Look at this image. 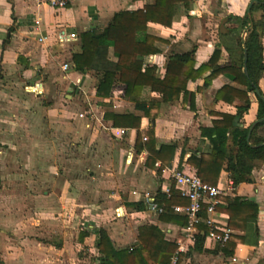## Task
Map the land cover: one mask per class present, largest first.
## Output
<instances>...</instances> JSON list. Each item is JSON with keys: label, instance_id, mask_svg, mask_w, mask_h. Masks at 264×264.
Returning a JSON list of instances; mask_svg holds the SVG:
<instances>
[{"label": "crops", "instance_id": "obj_1", "mask_svg": "<svg viewBox=\"0 0 264 264\" xmlns=\"http://www.w3.org/2000/svg\"><path fill=\"white\" fill-rule=\"evenodd\" d=\"M154 2L73 0L64 9H53L45 0H0V264H100L95 247L99 228L108 231L118 248L135 245L138 228L145 224L158 226L166 240L177 245L185 240L186 227L161 222L151 199L171 189L170 170L197 174L188 163L191 155L210 154L213 149L202 130L211 128L220 114L236 115L246 106L239 98L231 104L216 100L224 86L247 90L237 83L235 73L221 72L209 86L205 78L237 59V51L230 55L225 49L233 45L230 22L224 38L219 36L220 27L231 15H246L251 0H195L188 13L180 8L170 28L148 25L149 33L161 39L156 43L161 52L146 60L158 79L165 77L170 56L192 52L199 68L208 64L218 46L221 49L217 66L188 84L193 103L182 94L177 102L164 104L161 95L142 92L143 103L159 105L152 123L126 98L123 84L114 85L109 97L96 96V76L76 72L72 56L81 51L82 33L102 30L119 21L121 12L143 10ZM63 32L65 37L75 33L78 39L62 41ZM41 37L46 40L40 42ZM64 64L70 66L67 72ZM259 89L264 95V73ZM46 96L52 97L47 104L39 101ZM258 96L257 91L248 93L250 108L240 127L251 128L259 121ZM110 113L134 114L141 127H114L105 119ZM149 128L156 150L177 145L168 165L148 162L152 156L142 137ZM122 129L126 133L117 135ZM229 150L231 155L236 152L231 140ZM217 187L222 194L212 218L219 228H226L229 221L227 214L217 211L228 207L223 198L254 201L258 217L248 219L244 231L230 230L243 239L233 256L215 253L218 243L205 238L203 252L188 242L179 264H264V162H256L251 183L237 188L224 168ZM139 202L148 210L130 207ZM84 231L89 236L80 241Z\"/></svg>", "mask_w": 264, "mask_h": 264}, {"label": "trees", "instance_id": "obj_2", "mask_svg": "<svg viewBox=\"0 0 264 264\" xmlns=\"http://www.w3.org/2000/svg\"><path fill=\"white\" fill-rule=\"evenodd\" d=\"M195 0H155L153 4L145 6L139 11H123L119 21L108 24L102 30H91L79 36V53L72 56L73 68L80 74L93 73L97 78L96 96L109 97L112 88L116 84L126 86V98L135 102L136 110L144 112L145 116L154 123L158 115V104L155 102L143 103L142 92L157 93L161 95L164 104L175 103L183 97H191L193 103L195 96L188 91V84L202 77L212 67L217 66L221 57L220 46L216 48L208 64L196 68V61L192 52L176 54L168 58L166 75L163 79L153 76L154 67L147 64L149 56L156 55L161 50L156 46L161 39L149 33L150 23L159 24L170 28L174 18L178 15L181 7L188 13L191 3ZM261 13L255 18V14ZM252 17L248 14L243 17L229 16V22L236 24L231 34L239 33L233 41L234 48L226 45L225 49L230 52H238V57L233 56L229 68H219L211 72L205 78V85L209 86L221 72L235 73V80L240 85L247 87L246 91L231 86H224L217 95L216 100L228 104L236 99H242L246 106L238 108L236 115L220 114V120L213 122L211 128H204L202 134L209 137L213 145L210 154H192L188 160L189 165L194 167L197 175L210 185H218L221 171L229 173L233 182V188L242 183L252 182V172L256 162H264V95L258 96L259 111L258 120L249 138L250 128L240 127V121L250 108L248 93L259 91V81L264 73V0H258L252 7ZM253 25L250 28V25ZM249 28V29H248ZM248 29L245 42L241 35ZM220 38L227 35L219 33ZM248 51V75L243 72L244 47ZM106 120H111L114 127L127 129H140L141 119L134 114L110 113L105 115ZM239 120V122H237ZM146 149L152 158L148 160L152 166L157 160L168 165L173 159L177 145H162L159 150L155 149V137L153 129L146 132ZM232 141L236 152L234 155L229 150V141ZM235 159V165L230 162ZM227 163V165H225ZM164 167V166H163ZM163 167L159 170L163 169ZM228 207L217 209L229 216L225 229L244 231L248 219L257 218L258 205L246 198L234 197L223 198ZM156 202L162 209L160 221L172 223L181 228L188 226V217L175 212V206H187L188 199L181 196L173 183L170 196L159 191L155 196ZM130 207L138 212L148 210V205L143 202L130 204ZM204 219L207 213L202 212ZM200 234L196 235L195 251L203 252L206 235L209 227L205 223L198 225ZM97 240L95 247L98 251L100 264H169L176 253L178 245L176 242L166 240L164 232L156 225L145 224L138 228L137 243L132 247L118 248L111 240L105 228L96 230ZM89 232L80 233V241H84ZM241 237L230 235L226 243H218L215 253H223L226 257L233 256L238 244L242 243Z\"/></svg>", "mask_w": 264, "mask_h": 264}, {"label": "built area", "instance_id": "obj_3", "mask_svg": "<svg viewBox=\"0 0 264 264\" xmlns=\"http://www.w3.org/2000/svg\"><path fill=\"white\" fill-rule=\"evenodd\" d=\"M73 0H45L48 6L53 9H64L68 7ZM37 30L39 29V22L36 23ZM63 32L61 39L65 41L66 38L69 40L76 41L78 36L75 33H70L65 37ZM46 37H41L40 42H44ZM64 72L70 69L68 64L62 66ZM84 114H80V118H83ZM126 130H117V135H123ZM142 141L145 143L147 138L142 137ZM146 153V151H144ZM147 154V153H146ZM157 167H161L159 162L156 163ZM169 179L175 184V187L180 191L181 196L188 199L189 204L187 206H175L174 210L177 213L184 214L188 217V226L185 229V240L179 241L176 253L171 258L169 264H179L181 254L188 251V242H195L196 235L199 231L198 225L205 223L209 227V231L206 235V239L213 240L217 243H226L231 235V231L225 228H219L212 216L216 212V206L219 204L218 198L222 194V191L213 185L205 183L196 173H185L178 169L169 171ZM167 196H170V189H166ZM151 207L153 210L162 213V209L156 202L155 198L151 199ZM207 213V218H203L202 212Z\"/></svg>", "mask_w": 264, "mask_h": 264}, {"label": "water", "instance_id": "obj_4", "mask_svg": "<svg viewBox=\"0 0 264 264\" xmlns=\"http://www.w3.org/2000/svg\"><path fill=\"white\" fill-rule=\"evenodd\" d=\"M257 2H258V0H251V2H250V4H249V7H248V11H247V14L249 15V17H252V15H251L252 7H253V5H254L255 3H257ZM228 21H229L228 18H225V19L223 20V22H222V24H221V27H220V33H221V34H226V33L228 32V30H227L226 27H225V24H226ZM252 26H253V25L251 24V25H250V28H251ZM248 29H249V28H248ZM248 29L244 30V32H243V34H242V40H243V42H245V39H246V36H247V31H248ZM243 47H244V62H245V63H244V73H245L246 75H248V68H247L248 51H247V49H246V47H245V44L243 45ZM257 93L260 95V92H259V91H257ZM259 122H260V120L257 121L256 123H254V124L252 125V127L250 128V131H249V138H248V140L250 139V135H251L252 131L254 130L255 126H256Z\"/></svg>", "mask_w": 264, "mask_h": 264}, {"label": "rangeland", "instance_id": "obj_5", "mask_svg": "<svg viewBox=\"0 0 264 264\" xmlns=\"http://www.w3.org/2000/svg\"><path fill=\"white\" fill-rule=\"evenodd\" d=\"M260 14L261 13H257L256 14V18H259L260 17ZM228 26L229 27H227V28H230V29H232V28H236V24H234V23H230V24H228ZM216 30V29H215ZM218 31V33H219V30H217ZM242 34H243V32H242ZM237 36H239V33H236L234 36H232L229 40L231 41V42H233L234 41V39H236L237 38ZM241 38H242V35H241ZM229 40H226L225 41V43H230V41ZM52 99V97L51 96H46L45 98H42V99H40L39 101L40 102H43L44 104H47L48 102H49V100H51ZM15 145H17V144H15ZM30 218V217H29ZM28 218V219H29Z\"/></svg>", "mask_w": 264, "mask_h": 264}]
</instances>
